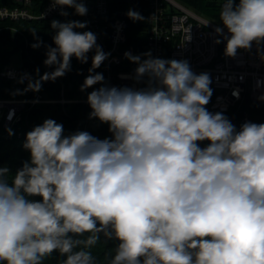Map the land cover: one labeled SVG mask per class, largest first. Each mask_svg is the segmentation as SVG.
<instances>
[{
	"label": "clouds",
	"instance_id": "obj_1",
	"mask_svg": "<svg viewBox=\"0 0 264 264\" xmlns=\"http://www.w3.org/2000/svg\"><path fill=\"white\" fill-rule=\"evenodd\" d=\"M51 3L88 12L84 0ZM219 21L215 43L225 42L226 57L264 45V0H223ZM86 27L53 20L43 61L53 70L19 83L39 92L71 71L73 57L84 64L94 51L81 91L100 85L87 95L89 118L111 138L66 136L51 118L26 133L29 159L15 173L0 167V264H44L53 253L60 264H97L101 238L117 242L109 264H264V123L237 129L210 112V75L151 51L124 54L137 65L130 78L145 87L109 86L95 70L110 54L92 31H77Z\"/></svg>",
	"mask_w": 264,
	"mask_h": 264
},
{
	"label": "built area",
	"instance_id": "obj_2",
	"mask_svg": "<svg viewBox=\"0 0 264 264\" xmlns=\"http://www.w3.org/2000/svg\"><path fill=\"white\" fill-rule=\"evenodd\" d=\"M84 3L88 12L78 16L71 8L53 9L51 0H0V19L86 21L87 27L77 31H92L97 36V44L110 54L102 64L109 86L139 88V84L130 78L134 73L130 67L134 63L125 58V52L141 55L151 51L154 58L186 60L194 73H208L211 77L213 95L206 106L210 112L224 113L237 129L247 121L264 123L255 111L264 106V101L258 99L264 95V45L258 50L253 44L250 51L238 50L236 57H226L225 42L215 43L220 37L214 29L223 25L180 0H84ZM129 9L145 18L141 21L144 25L141 33L135 35V43L129 41L132 23L126 15ZM62 10L69 15L61 16ZM93 55L94 51L88 54V62ZM72 59L79 62L75 57ZM24 74L33 77L31 65L25 64L21 68L7 65L0 77L26 88L27 80L19 83ZM233 91L239 92L238 98ZM29 93L28 98L0 99V136L9 135L8 129L13 131L24 113L39 105L87 103L80 95L68 97L65 86L58 97H48L42 92ZM10 112H14L11 120L8 119ZM207 143L201 142L200 146L205 147Z\"/></svg>",
	"mask_w": 264,
	"mask_h": 264
},
{
	"label": "trees",
	"instance_id": "obj_3",
	"mask_svg": "<svg viewBox=\"0 0 264 264\" xmlns=\"http://www.w3.org/2000/svg\"><path fill=\"white\" fill-rule=\"evenodd\" d=\"M188 7L194 9L198 13L216 21H219L221 11V3L223 0H180ZM219 1V3H218ZM61 19H41L33 21H10L0 19V72L5 66L10 63L11 55L16 50H22L24 53V65H31L33 79L38 78L36 69H39L40 75L45 72H51L53 69L46 67L43 61L46 59V46H54L52 37L55 35V30L51 28V22ZM143 23L141 21H133L131 23V31L129 35L130 43H135V35L141 33ZM35 31V37L33 35ZM42 41L39 48L34 49L33 44L38 40ZM71 71L66 73L62 78H57L55 81H48L42 84L39 92L45 93L48 97H58L63 86L66 88L68 97L80 95L87 99L88 93L100 85L94 86L81 91L88 70L91 67V62L81 64L73 59L71 60ZM137 67L133 64L130 69L134 72ZM95 72L102 73L104 71L102 65ZM145 87L144 83H139V88ZM24 86L15 84L12 81L0 77V99L9 98H28L30 93L23 92ZM23 93V94H20ZM211 102V99H210ZM209 102V103H210ZM256 113L260 118L264 119V106L257 107ZM91 112L88 103H73L66 106L56 104H42L30 111L24 113L22 121H20L13 129V135L3 134L0 136V167H8L12 173L22 167L23 162L29 159V153L23 149L26 133L32 130L35 126L41 125L46 119H54L64 127V134L67 136L76 131H87L99 139L111 138V133L108 131V125L102 124L97 119H90ZM34 199H39L35 197ZM116 241H104L101 238V243L92 249L93 255L97 260V264H109L112 256L115 253ZM63 257L58 253H53L48 257L44 264H60Z\"/></svg>",
	"mask_w": 264,
	"mask_h": 264
},
{
	"label": "rangeland",
	"instance_id": "obj_4",
	"mask_svg": "<svg viewBox=\"0 0 264 264\" xmlns=\"http://www.w3.org/2000/svg\"><path fill=\"white\" fill-rule=\"evenodd\" d=\"M219 3V1H218ZM220 23V22H219ZM9 66L21 68L24 65V53L22 50H16L12 53Z\"/></svg>",
	"mask_w": 264,
	"mask_h": 264
}]
</instances>
